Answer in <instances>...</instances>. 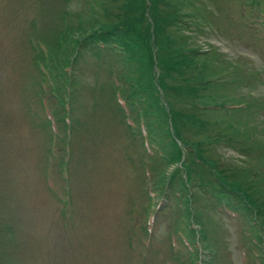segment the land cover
<instances>
[{
	"label": "rangeland",
	"instance_id": "374dc122",
	"mask_svg": "<svg viewBox=\"0 0 264 264\" xmlns=\"http://www.w3.org/2000/svg\"><path fill=\"white\" fill-rule=\"evenodd\" d=\"M97 1L0 0V264H194L190 260L194 251H188L179 232L180 228L185 231L183 225L195 230L192 217L205 246L215 251L200 254L204 264H264L257 263L264 257L262 241L246 245L239 236L243 230L245 239L255 235L256 229L264 230V216L262 224L251 216L254 224L242 218L232 227V220H218L211 196L201 191L218 171L221 181L245 191L246 198L264 212V14L259 12L264 8L258 4L253 8L250 0H167L179 3L176 9L189 26L182 32L187 44L208 56L215 54L218 81L228 80L218 90L203 91L205 101H242L240 108L245 106L224 111L232 105L225 103L223 108H211L206 118L217 117L219 123L210 127L207 122L201 131L194 125L182 126L184 136L180 137L207 141L201 149L209 162L198 163V156L180 143L184 141L177 134L183 151L181 168L176 161L161 163L158 151L145 144L146 131L165 133L168 129L164 114L156 115L157 109L151 106L155 95L146 99L140 95L144 112L128 124L116 103L129 87L127 67L116 72V77L109 71L117 63L104 61L105 56L113 59L107 51L86 49L95 17L100 20L104 15L96 8ZM122 1L105 0L106 8L121 13ZM39 3L44 14L32 38L28 22L39 14ZM249 23L254 26L248 27ZM59 32L66 38H57ZM43 34L63 47L47 46V52L55 54L48 60L51 67L60 65L69 73L77 47L80 51L74 76L78 87L74 95L72 91L70 112L72 144L66 136L68 125L62 121L66 110L60 101L68 87L44 82L42 90L43 76L34 71L36 62H31V44L37 45L35 38ZM58 80L63 82L62 77ZM55 109L60 133L51 134L45 116ZM185 168L189 172L186 180ZM147 170L151 173L146 176ZM156 182L161 183L160 191L167 193L172 208H167L165 219L156 215L159 218L152 229L156 236H151L148 245V237L138 229H142L144 214L156 213L157 200L147 195ZM68 192L69 198H64ZM182 202L190 207L189 217L182 216ZM228 206V213L243 214L233 202ZM139 220L141 227H136ZM169 238L176 239L181 250Z\"/></svg>",
	"mask_w": 264,
	"mask_h": 264
},
{
	"label": "trees",
	"instance_id": "16d2710c",
	"mask_svg": "<svg viewBox=\"0 0 264 264\" xmlns=\"http://www.w3.org/2000/svg\"><path fill=\"white\" fill-rule=\"evenodd\" d=\"M178 4L167 0H123L120 5L122 12L118 13L108 11L105 0H98L96 8L99 7L100 10H97L100 14L104 12L103 17L110 20L103 17L99 20L95 17L97 23L89 30L91 42L95 41L98 47L103 43L113 44L114 50L118 51L115 53H121L116 59L122 61L123 70L124 67L128 70L129 87L124 97L130 105L138 106L140 95H144L145 99L149 95H155L150 99L151 106L157 109L156 115L160 112L164 114L163 119L165 117L167 120L168 129L165 133L157 130L149 132V140L151 144L156 145V148L151 145L155 152L158 146L159 161L167 164L181 159L183 151L180 143L186 147L190 146L201 160H207L202 157L201 149L207 141H187L182 137L184 135L180 133V129L184 128L182 126L194 125L195 129L201 131L207 122L211 127L219 121L217 117L206 118L207 111H212L209 109L220 104L205 101L206 95L203 93L205 90L218 88L215 77L220 76V72L217 62L214 61L216 55L208 56L206 51L194 47L192 43L187 44V36L182 32L189 26L177 11ZM39 6L42 7L41 4ZM115 7L117 8V5ZM60 36L66 38L62 33L57 38ZM48 37L46 34L39 35V43L43 42L58 50L63 49L61 43H55L51 39L48 41ZM108 47L101 52H108ZM37 53L38 61L45 59L41 49ZM181 76L183 81L179 82ZM112 91L114 93L113 88ZM157 99L159 102L156 104ZM230 102H222L221 105ZM141 112H144V108L137 114L141 115ZM165 120H162V123H165ZM170 124L176 126L177 133L174 134ZM177 134L180 141L184 142H178ZM216 141H219L218 138ZM213 164L211 163V167ZM218 176L220 173L217 171L216 176L211 177V182L218 179ZM246 199L249 200L248 197Z\"/></svg>",
	"mask_w": 264,
	"mask_h": 264
}]
</instances>
